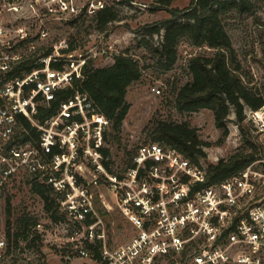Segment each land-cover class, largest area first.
<instances>
[{
  "label": "built area",
  "instance_id": "2783aa9c",
  "mask_svg": "<svg viewBox=\"0 0 264 264\" xmlns=\"http://www.w3.org/2000/svg\"><path fill=\"white\" fill-rule=\"evenodd\" d=\"M76 1L0 0V187L28 177L52 188L74 232L69 261L89 257L87 243H101L102 264H264V159L206 185L205 171L176 148L151 141L121 156L107 144L110 120L80 91L39 120L76 76L64 66L67 40L42 49L38 39L49 36L46 21L78 12ZM87 6L107 9L103 0ZM30 66L36 69L15 73ZM253 114L264 119V106ZM101 188L135 233L113 249L95 206Z\"/></svg>",
  "mask_w": 264,
  "mask_h": 264
},
{
  "label": "rangeland",
  "instance_id": "374dc122",
  "mask_svg": "<svg viewBox=\"0 0 264 264\" xmlns=\"http://www.w3.org/2000/svg\"><path fill=\"white\" fill-rule=\"evenodd\" d=\"M105 8H111L116 19L102 24L98 16L102 11L89 13L88 0H77L78 12L58 14L54 19L45 22L49 36L38 39L39 45L49 48L53 43L67 40L69 51H62L68 58L64 64L79 76L84 61L93 60L96 67H108L114 63L117 54L127 53L136 58L143 69L141 79L132 84L128 90L127 101L130 111L119 133V141H113L115 135L112 128L108 132L107 144L113 152L123 156L124 149H137L141 143L151 142L150 132L159 120L174 123L187 122L197 130L199 138L207 145L203 147L205 156L199 159V168L206 176L211 165L220 160H227L232 155L251 151L250 144L256 145L258 159H264V119L257 118L248 106L245 107L243 120L239 121L234 108L228 116V136L222 141V131L215 124L212 110L202 109L198 112L181 115L175 109L177 92L191 80L187 70L191 56L212 52L209 48H197L183 41L178 48L174 66L164 72L156 67L155 59L150 53L149 45L160 46L163 40V29L160 34L147 32L171 17L170 9H185L191 0H176L166 9H157L154 0H103ZM228 34L238 55L241 71L247 75V81L264 94V49L259 41L257 30L264 26V9L256 16L243 20H230ZM32 29L34 36L40 26ZM72 49V50H71ZM83 65V66H84ZM75 77V78H76ZM160 89V93L154 91ZM260 110V109H258ZM103 193L104 196H101ZM95 206L103 221L101 225L106 234L107 245L113 249L126 243L135 234L126 218L116 207L112 192L101 188L95 195ZM10 206V207H9ZM9 208L11 213L9 214ZM23 213L37 217L39 224L33 229L27 240H9V231L13 237L16 232V219ZM11 222V225H8ZM74 234L69 222L54 223L44 210V202L40 195L32 191V183L28 177L19 179L0 187V264H102L95 260L90 251L89 257H78L71 261L67 256L71 247L69 243ZM84 231L75 237L76 242L82 240ZM43 253L32 238H38ZM4 242V243H3ZM3 243V244H2ZM87 247V246H86Z\"/></svg>",
  "mask_w": 264,
  "mask_h": 264
},
{
  "label": "trees",
  "instance_id": "16d2710c",
  "mask_svg": "<svg viewBox=\"0 0 264 264\" xmlns=\"http://www.w3.org/2000/svg\"><path fill=\"white\" fill-rule=\"evenodd\" d=\"M157 9H166L176 0H154ZM264 9V0H191L185 9H170L171 17L153 28L147 27V32L160 34L164 29L160 46L149 45L150 53L155 59L156 67L160 71L170 70L177 60L179 45L186 41L197 48H209L212 52L196 54L188 61L187 70L191 80L178 92L175 99V109L181 115H189L202 109H210L215 116V124L222 131L223 139L228 136L227 125L230 111H234L243 120L245 107L258 110L264 106V94L247 81V75L241 71L240 62L232 40L228 34L230 20H243L256 16ZM116 19L111 8L103 10L98 20L107 24ZM259 41L264 49V26L257 30ZM72 50V49H71ZM48 53V52H47ZM54 68L61 69V64H54ZM36 69L30 66L17 69L15 73L23 75ZM143 75L140 62L127 53L117 54L114 63L108 67H96L93 60H87L80 76L75 78L73 87L60 92L58 98L48 108H41L39 120L43 122L47 117L56 113L59 102L66 99L75 91L88 94L96 110L108 118L115 135L113 141H119L124 121L130 111L127 94L130 86L139 81ZM264 88V86H263ZM25 127L35 129L26 118H21ZM152 142L162 146L173 147L183 153L192 162L199 164V159L205 156L203 142L195 128L189 123H174L159 120L150 132ZM251 151L238 152L227 160H220L208 169L206 185L220 183L245 169L258 159L256 145L250 144ZM32 191L40 195L44 202V210L54 223L66 221L61 213L59 203L52 188L48 185L32 182ZM10 207V206H9ZM11 209L9 208V214ZM96 219L91 218L89 224ZM39 224L37 217L29 213L21 214L15 222L16 232L13 237L9 231V240L18 246L20 240H27L34 228ZM11 225V222H8ZM38 243L35 247L43 253L38 238L30 241ZM87 248L95 260H101V243H87Z\"/></svg>",
  "mask_w": 264,
  "mask_h": 264
}]
</instances>
